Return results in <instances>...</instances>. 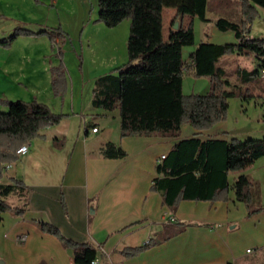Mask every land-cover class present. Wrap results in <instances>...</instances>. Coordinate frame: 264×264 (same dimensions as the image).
<instances>
[{
  "label": "crops",
  "instance_id": "obj_1",
  "mask_svg": "<svg viewBox=\"0 0 264 264\" xmlns=\"http://www.w3.org/2000/svg\"><path fill=\"white\" fill-rule=\"evenodd\" d=\"M167 10L171 23L176 8L164 9V21ZM258 11L261 15L264 8L258 6ZM98 15L95 14L93 20ZM207 18L208 22L198 16L184 20L185 25L193 22L200 29L197 36L195 28V46L184 49L186 61L201 43L224 44L220 38H215L220 37L219 34L233 36L231 43L238 42L234 32L218 29L219 18L211 31L207 29L205 26L212 23L209 10ZM97 28L117 30L107 29L103 24ZM249 38H256L253 32ZM127 39L126 30L124 43ZM111 41L118 45L119 35ZM6 52L9 56L0 62V98L24 100L22 94L27 92L28 101L37 99L55 113L68 115L60 124L42 130L44 138L29 142L26 155L5 164L0 183L12 184L13 179H17L28 188L25 196L14 192L6 198L15 207L27 204L23 216L11 212L1 214L0 259L6 264H75L73 252L55 235L44 232L38 225L40 222L58 227L73 241L98 246L93 264H264V211L248 217L246 205L236 199L233 190L228 201L184 200L175 209L164 203L161 192L152 190L154 180L160 177L157 173L160 157L167 155L179 141L195 136L205 140L232 139L225 122L204 131L185 125L178 137L121 138L119 110L108 111L93 105L98 78L89 79L88 85L83 84L85 76L80 78L78 70L66 61L67 93L64 97L54 96L49 74L46 75L48 99H44L36 92L31 93L33 88L27 84L31 79L40 80L41 73L34 59L25 55L15 58L13 47ZM233 56L241 62L237 71L230 73L225 64L220 65L226 70L229 81L241 82L246 71L259 66L254 54L238 52L230 55ZM224 60L222 57L219 62ZM117 67L109 65L102 71ZM186 78L188 83L197 84L194 85L197 88L189 90L191 94L209 91L207 79L202 81L204 79H194L191 75ZM7 110L8 107L0 105V112ZM95 127L99 129L97 133L92 132ZM108 142L121 145L128 155L121 159L102 156L101 148ZM241 174L262 184L264 205V158L242 172L231 173L230 182L234 183ZM186 222L196 224L184 225ZM152 239L157 245L139 255L126 258L122 254L125 248L140 247Z\"/></svg>",
  "mask_w": 264,
  "mask_h": 264
},
{
  "label": "trees",
  "instance_id": "obj_2",
  "mask_svg": "<svg viewBox=\"0 0 264 264\" xmlns=\"http://www.w3.org/2000/svg\"><path fill=\"white\" fill-rule=\"evenodd\" d=\"M208 3L209 0H99V15L95 22L109 28L127 19L131 22L127 42L128 61L112 70L117 76L109 74L96 80L93 98L95 107L119 110L121 138L149 135L178 137L185 125H191L198 131L209 130L227 119L231 98L249 101L256 97L249 86L232 85L219 61L238 52L254 54L259 59V66L251 72L246 71L241 82L250 84L254 78L261 77L264 36L249 38V35L259 16L258 6L264 8V0H240L243 16L240 23L227 18L217 20L218 29L234 32L238 42L201 43L186 61L184 49L196 44V35L194 23L185 25L184 20L198 16L208 22ZM169 7L176 8V15L169 36L165 38L164 9ZM177 22L179 28L175 29ZM32 35H48L53 42L55 39L65 40V37L56 36L60 34L47 30L36 33L18 28L10 37L0 39V46L10 48L19 36ZM59 56H64L61 50ZM51 74L54 96L64 97L68 91L64 61L53 66ZM188 75L207 78L209 91L205 94H185L183 84ZM0 104L9 109L0 112L1 180L5 164L19 159L17 151L20 147L36 138H44L42 130L60 124L68 115L55 113L49 105L37 99L12 101L0 98ZM101 154L111 159L128 155L121 145L114 142L106 143L101 148ZM165 156L157 164L160 177L154 180L152 190L161 192L164 203L170 207L175 209L184 200L228 201L233 190L236 199L246 205L248 217L264 211L259 181L241 174L234 183L230 182L231 173L242 172L264 158V137L205 140L195 136L179 141ZM27 190L21 180L13 179L12 184L0 183V219L4 212L19 216L25 214L27 204L15 207L6 198L14 192L25 196ZM38 225L44 232L55 235L73 252L75 264H93L96 260L99 247L95 244L73 241L52 224L40 222ZM155 245L157 242L152 239L140 247L125 248L122 254L132 258Z\"/></svg>",
  "mask_w": 264,
  "mask_h": 264
},
{
  "label": "rangeland",
  "instance_id": "obj_3",
  "mask_svg": "<svg viewBox=\"0 0 264 264\" xmlns=\"http://www.w3.org/2000/svg\"><path fill=\"white\" fill-rule=\"evenodd\" d=\"M98 6L99 0H0V39L10 37L18 28L36 33L47 30L60 34L56 35L57 37H65V40L55 39L53 42L48 35L19 36L13 43V45L16 43L15 46L12 45L10 48L0 46V62L9 56V52L6 50L10 51L12 47L15 58H21L24 55L29 58L32 57L41 75L39 81L31 79L32 82L27 84L30 85L31 89L33 88L31 93L36 92L38 96L40 95L44 99H48L49 93L46 75L50 74V86L52 87V67L57 66L61 61L64 63L67 61L71 68L75 67L80 78L85 76L83 84L88 85L89 79L95 80V78L104 75L113 74L117 76V73L103 72L102 70L109 65L121 66L128 61V39L125 43L123 40L126 36V30L129 38L131 22L129 19L124 20L114 28H109L101 22H95L97 19H93L95 14L98 15L99 13ZM208 10L212 23L205 27L210 31L214 28L217 18L224 17L234 22H240L242 19L240 0H209ZM169 13V10L165 12V36H168L172 27V22L169 23ZM262 13L261 15L259 13L253 23L252 32L256 38L264 36V12ZM99 24H103L107 29L114 30L117 28V30L105 31L97 28ZM195 28L198 32L197 36H199L200 29L197 25ZM118 35L120 41L118 45H113L111 40L116 39ZM219 35L220 37L215 38H220L224 43L233 41V36ZM194 46L186 47L185 50L192 49ZM60 50L64 53L63 57L59 56ZM224 59H226L225 62H219V64H225L230 73L237 71V67L241 64L240 59L234 56H224ZM200 79L205 81L207 78ZM187 81L186 78L183 90L185 94H191L192 92L189 90L193 87L197 88L195 87L197 84ZM230 82L232 85L242 84V82L233 79ZM248 85L256 97L249 101H244L239 97L231 98L228 117L223 121L228 127V135L232 138L245 140L264 137V78H254L253 82ZM28 95L27 92L22 94L24 100H30L27 99ZM260 185L262 184L260 183Z\"/></svg>",
  "mask_w": 264,
  "mask_h": 264
},
{
  "label": "built area",
  "instance_id": "obj_4",
  "mask_svg": "<svg viewBox=\"0 0 264 264\" xmlns=\"http://www.w3.org/2000/svg\"><path fill=\"white\" fill-rule=\"evenodd\" d=\"M261 77L264 78V69L261 71ZM98 130H99L98 127H95L92 129V132L97 133ZM29 148H30V146L28 143L23 145L22 147H20L17 151L18 156L21 157V156L26 155L29 152ZM165 157L166 156L163 155L162 157H160L159 161L163 160Z\"/></svg>",
  "mask_w": 264,
  "mask_h": 264
},
{
  "label": "water",
  "instance_id": "obj_5",
  "mask_svg": "<svg viewBox=\"0 0 264 264\" xmlns=\"http://www.w3.org/2000/svg\"><path fill=\"white\" fill-rule=\"evenodd\" d=\"M179 28V23L177 22L175 24V29H178ZM0 264H4V261L3 260H0Z\"/></svg>",
  "mask_w": 264,
  "mask_h": 264
}]
</instances>
